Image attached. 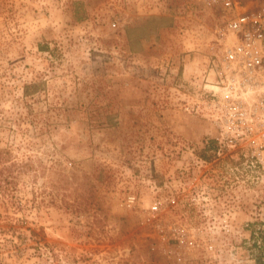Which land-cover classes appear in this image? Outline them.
<instances>
[{
    "label": "rangeland",
    "instance_id": "1",
    "mask_svg": "<svg viewBox=\"0 0 264 264\" xmlns=\"http://www.w3.org/2000/svg\"><path fill=\"white\" fill-rule=\"evenodd\" d=\"M223 20L202 0H0V264H264V187L220 184L191 109Z\"/></svg>",
    "mask_w": 264,
    "mask_h": 264
},
{
    "label": "built area",
    "instance_id": "2",
    "mask_svg": "<svg viewBox=\"0 0 264 264\" xmlns=\"http://www.w3.org/2000/svg\"><path fill=\"white\" fill-rule=\"evenodd\" d=\"M238 1L202 0L221 8L224 20L208 46V92L191 109L214 128L206 141L223 165L220 184L245 192L248 184L264 187V3L239 9Z\"/></svg>",
    "mask_w": 264,
    "mask_h": 264
},
{
    "label": "trees",
    "instance_id": "3",
    "mask_svg": "<svg viewBox=\"0 0 264 264\" xmlns=\"http://www.w3.org/2000/svg\"><path fill=\"white\" fill-rule=\"evenodd\" d=\"M202 155L204 156V157H206V158H208V156H205V153L203 154V152H202ZM28 229V231H29V237H30V235H32V234H36L37 232H35L34 230H32L31 228H27ZM41 232V231H40ZM39 233V232H38ZM26 236H27V234H26ZM33 237V236H32ZM40 239L42 240L43 238H42V236H40V237H38V239H35L34 240V242L36 243V245H40Z\"/></svg>",
    "mask_w": 264,
    "mask_h": 264
}]
</instances>
